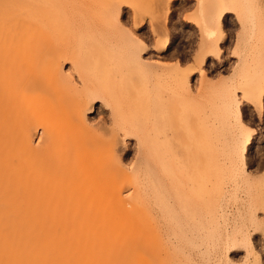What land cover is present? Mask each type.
<instances>
[{
  "label": "rangeland",
  "instance_id": "rangeland-1",
  "mask_svg": "<svg viewBox=\"0 0 264 264\" xmlns=\"http://www.w3.org/2000/svg\"><path fill=\"white\" fill-rule=\"evenodd\" d=\"M57 2L61 3L60 7L64 9L63 14L67 17L61 16L60 20L55 17V21L61 24L54 27V32L57 33L54 34L56 44L53 43V49L46 43L43 44L47 46L44 47L45 50H51H49L51 55L45 51L49 57L45 56L31 69L27 65H19L12 66L10 71L19 69L22 73L20 76L24 74L28 76L32 69L33 72L38 70L43 72L50 67L52 61H59L60 73L65 80L67 79V84L75 88L76 94H71L74 101L76 98L80 99L86 91L84 89L87 87L79 75L83 74L85 75L83 77L90 81V88L106 96L117 95L118 90L123 91L124 88L131 86L128 92L127 89L124 91L129 94L126 95L128 98L126 99L131 103V112L128 113L130 115L124 114L128 112L127 108L112 110L106 99L88 101L84 106V119L92 130L90 131L92 133L88 134L72 131V118L68 115L71 101L69 98L66 100L62 98L60 90L53 86L27 88L25 89L27 92L25 90L21 92L22 96L18 94L19 98H22L21 103H18V97L16 102L14 97L17 95H14V101L8 100L3 104L0 129H6L7 115L21 114L20 118L24 125L32 129L33 147L38 153L26 148L4 149L0 151V157L5 160L11 157L10 154L19 155L25 163L34 167L37 175L45 173L59 176L69 167V180L63 185L64 197L60 195L57 197L67 200V210L60 211V206H55L51 212L54 215L61 213L71 217L74 214L77 219L70 222L71 228H75L80 220L86 219L84 225L70 235L63 234V223L50 229L47 226L40 229L38 223L36 239L54 230L63 242L70 243L83 239L85 261L83 259L77 264L114 262L123 264L119 258H124L130 253L131 264H256L259 259L264 262V242L249 234L243 238L247 248L227 251L223 245L225 241L223 244H220L219 240V243H216L223 228L220 230L213 224L218 217H224L227 213H237L238 203L246 198L260 204L256 205L258 210L256 214L264 221V108L260 112L259 98L252 94L254 89L256 90L257 85L254 83L258 77V65L255 62L258 58L261 59L259 51L262 50L264 43V0H57ZM114 5L118 8L121 6V10L117 12L116 18H111L108 9ZM223 5L224 9L227 7L226 11L228 7L232 9L229 8L228 11L231 14H217L220 17H216L217 20L220 19L218 21L227 33L226 41L222 45L214 46V51L211 49L212 52L208 53L207 48L206 50L203 48L206 39L204 25L218 30V26H214L218 22L213 20L215 16L213 13L215 9H223ZM67 9H71L70 12ZM215 12L220 13V10ZM71 13L74 17L70 16ZM79 17L81 18L79 23L72 20ZM166 42L169 47L161 52ZM136 44L141 46L137 49ZM1 54L2 52L0 64ZM176 67L180 73L185 72L184 76L189 79H178L180 77H177L173 70ZM15 74L12 73L13 76ZM1 83L0 87L3 89ZM234 99L240 101L239 107L235 105L239 102ZM261 100H264V93ZM155 102L158 106H155L157 105ZM161 102L163 109L159 106ZM262 105L264 107V101ZM118 123L123 124L124 128ZM152 123L154 124L151 129ZM242 123L252 132L251 141L246 146L239 144L243 133L241 127L245 126ZM129 126L130 128H127ZM129 130L131 133L127 132ZM154 133L165 141L168 138L172 145L171 153L175 155L179 150L178 154H181L178 158L181 161L178 159L177 161L180 165L182 163L183 173L180 172L179 180L184 183H180L178 188L183 184L185 186H182L183 193L181 192L179 199L176 193H180V189L174 187L176 193L172 191L176 195L172 194V200L176 198L178 202L180 201L178 209L183 212L179 210V214L182 212L185 215V210L189 212L185 211L187 219L180 215L182 217L180 220L184 222L179 223L180 226L175 225L173 229L177 241L173 239L175 234H171L173 241H170L169 238L151 229L144 217L147 214L145 210L147 204L137 202L139 199L133 198L136 188L145 187L147 184L144 173L136 180V184L117 185L111 180L120 178L122 170L131 173L137 168L140 159L146 156L139 136L143 138L153 135L151 137L153 138ZM162 141L164 142L163 139ZM174 159L172 158V162ZM101 177L105 179L99 181L101 183H86L91 178ZM192 182L194 185L196 183L197 187L189 193L188 189L194 188ZM186 190L189 191V195ZM49 195L39 196L40 209H45V203L53 198ZM119 197L124 199V204L118 201ZM181 199L188 203L193 199V204L190 202L192 206L188 203L186 204L190 206L183 204L185 202ZM221 200H224L222 205ZM24 204L23 213L32 214L29 204ZM226 204L228 208L224 210L223 205ZM134 207L137 209V222L143 226L142 230L139 233L131 230L125 240H119L116 232L120 229L116 228V232L111 229L114 226H108L107 229L110 222L106 221V218L112 217L113 212L116 216L122 214L121 210L124 213L128 211L127 213L131 215ZM245 209L247 210H242L243 218L250 214L249 207ZM40 213L42 210L34 212L39 216ZM91 217L96 220L89 224ZM229 225L231 226H227L228 230L233 229L234 224ZM20 227L23 228V225ZM189 229H194L195 233H191ZM110 231L113 233L109 235ZM260 232L259 230L256 233L259 235ZM114 233L115 240L113 238L111 240L110 237ZM176 244L179 248L185 247L179 249L181 252L171 258L157 257V253H153L156 250H165L167 246L176 247ZM186 246L189 247L187 251ZM128 247L130 249L127 251ZM119 255L121 257L118 258ZM111 256L116 259L110 258ZM62 257L63 254L55 257L53 264H58ZM118 261L120 262L117 263Z\"/></svg>",
  "mask_w": 264,
  "mask_h": 264
},
{
  "label": "bare ground",
  "instance_id": "bare-ground-1",
  "mask_svg": "<svg viewBox=\"0 0 264 264\" xmlns=\"http://www.w3.org/2000/svg\"><path fill=\"white\" fill-rule=\"evenodd\" d=\"M54 1H55V3H54ZM225 5L228 6V4H225ZM60 6H61V3L57 2V0H0V45L2 44L0 46L2 48V49L0 48L1 49L0 53L2 52V54H1L2 62L0 64V82L3 83V89H2V87H0V89H1L0 90V117L3 114L2 112H4V110H3L4 105L3 104L8 100L14 101V99H13L14 95H17L16 97H14L16 102H17L18 101L17 97L19 98L20 96H22L20 94L22 91L24 92L25 89H27V88L30 89L31 87L37 88V87H40L42 85H49V86H53V87L57 88L58 90H60V92H61L60 96L62 98H64L65 100H66V98H69V100L71 101V104H69L70 102L67 104L70 105L68 108V110H69L68 115H70V117L72 118L71 119V124L73 127L72 131L77 132V133L87 132L89 134L90 131H92V130H91V127H89L88 123L86 122L87 120L84 119V111H85L84 106H85V104L87 105V102L92 100V99H104V100L106 99L107 102L110 104L109 106L112 108V110L115 111V109H118V110L121 109L122 110V108H124V109L127 108L126 110L128 112L124 113L126 111L125 110L122 113L128 114L129 112H131V106H130L131 103H129V101L127 100L128 98L126 95L128 93H126V92H128V90H130L131 86H129L130 88L129 87L124 88L123 91H121L122 89L120 91L118 90L117 95H111V96L108 95L109 96L108 97V96H106L102 93H98L94 89L90 88L91 87L89 85L90 81L87 78L83 77L85 75L79 74L80 79H82L81 81H83L84 86H86L87 88L84 89V91L85 90L86 91L84 92L83 96L80 97V99L76 98L74 101L73 96H71V94H74V93L76 94L75 88H73L71 85L67 84V79L65 80V77L60 73L59 61H52L50 64V67L48 69H46V71H43V72H38L39 70L37 72H35V71L33 72V69H32L29 71L28 76H25V74L23 76H20L21 72L19 69L15 70L14 72L10 71V68L12 66H18L19 67V65H27L31 69V67H34L35 65H37L36 63H38L40 60H43L45 58V56H47V53H45V51L50 53L51 50L50 49H49L50 51L48 49L45 50V48L49 45V46H51L50 48L53 49V46H52L53 43H54V45L56 44L55 43L56 36L54 37V34L57 32H54V27H56L55 25L59 24V21H55V20L56 19L60 20L59 17H61V16L67 17L65 14H63L64 9ZM222 8L223 9H221V8L218 9V10H220V13L215 12V11H218L216 9L214 10V13H213L215 15V16H213L214 17L213 20L218 22V23L215 22L217 24H214V26L215 25L218 26L217 31H216V29L213 30L212 28L206 26L207 24L204 25V27L206 28L204 30L206 36H204V37L206 39H204L205 40L203 42L204 44L203 43L202 44H203V46H204L203 48L205 50L207 48L206 52H208V53L212 52L211 49H213V51H214V49H215V48H213L214 46H217L220 44L222 45L223 42L226 41V37H227L226 34L227 33L224 30V27L218 21L220 19L217 20V18L220 17L217 14H220V15H222L224 13H225L224 15L231 14V13H228V11H229V8H230V10H232V9H231V7H228V11H226L227 7H226V9H224L225 8L224 5ZM119 9L121 10V6H120V8H118V6L116 7V5H114L112 8L108 9L109 10L108 15L111 16V18H116V15L118 14L117 12L120 11ZM69 10H71V9H69ZM74 10H76V9H74ZM72 11H73V9H72ZM76 13H74V14H76ZM70 16H72V13ZM55 17H56V19H55ZM72 17H74V16H72ZM70 18H69V20H70ZM80 19L81 18L79 17L78 19L73 18L72 20L79 23V22H81ZM205 19H207V17ZM205 19H203V20L207 21ZM63 21L65 22V20H63ZM66 21H67V18H66ZM59 25H57V26H59ZM57 29H55V30H57ZM202 32H203V28H202ZM86 33L87 32H85V34ZM217 33H219V34H217ZM216 37L218 39H216ZM53 40H54V42H53ZM61 40L63 41V38ZM132 41L135 42V40H132ZM56 42L58 44V41H56ZM136 42H137V40H136ZM162 42H164V41H162ZM45 43L47 44V46L43 45ZM167 43L168 42H166L163 45L161 52H164L168 49L169 45ZM60 44H61V42H60ZM135 46L138 49L139 46H141V44L140 45L136 44ZM262 47H263L262 50L260 49L261 51H259L261 59L258 58L257 60L259 62L257 60H256L257 62H255L258 65V67H257L258 77L256 79L257 80L256 83H254L255 85H257L256 90L253 88L254 93L252 92L253 95H255L259 98L260 112L264 108L262 105L264 100H261L263 93H264V43H263ZM54 49H55V47H54ZM52 51H54V50H52ZM134 52H136V51H134ZM137 52L139 53V51H137ZM52 54H53V52H52ZM261 54H263V56ZM50 55H51V53H50ZM47 57H49V56H47ZM173 70L177 74V77L178 76L180 77L178 79L186 78L184 76L185 72L183 73V71H181L182 73H180L178 67H176ZM12 73H16L15 74L16 76L15 75L13 76ZM27 73L28 72H26V74ZM116 74L118 75L119 73L117 72ZM21 75H22V73H21ZM182 75H183V77H182ZM203 77H205V75ZM186 79H189V78H186ZM2 83H1V85H2ZM184 83H186V82H184ZM125 89H127V91ZM1 91H2V93H1ZM124 91H126V92H124ZM25 92H27V90H25ZM156 92H157V90H156ZM189 93H191V92L189 91ZM23 96H25V95H23ZM58 97H59V95H58ZM178 97H179V95H178ZM257 97L256 98L254 97V98L257 99ZM110 98L113 99V101ZM21 99L22 98H19L18 103H21V101H22ZM234 101H237V100L234 99ZM237 103L238 104H235V105H237L239 107L240 101H237ZM150 104H151V102H150ZM160 104L161 105H159V106L162 108L163 107L162 102ZM22 105H23V103H22ZM154 105H153V107H154ZM25 106H26V109H28L26 104H25ZM155 106H158V104ZM160 107H159V109H161ZM29 108H31V106H29ZM154 110H156V108ZM116 112H117V110H116ZM128 115H130V114H128ZM20 116H21V114H16V116H12V114L6 116L7 119H6L5 125L7 124V127L5 130L0 129V151H3L4 149L15 150V149L26 148V149H29L30 151L38 153V150L33 147L32 133H31L32 129H31V127L28 128V126L24 125ZM124 116H126V115H124ZM160 117L161 116H159V118ZM114 122H116V121H114ZM120 123H118V124H120ZM153 124L154 123H152L151 129L153 128ZM242 124H244V123H242ZM120 125H122L124 128L123 124H120ZM156 125H157V123H156ZM244 125L245 126L241 127L242 128L241 130L243 131V133H241L242 139L240 138L242 141H241V143H239L242 146H246L247 144H249V142L251 141V138H252V134H251L252 132H250L247 128H245V127H247L246 124H244ZM127 128H130V126ZM161 130H163V129H161ZM127 132L131 133L130 130ZM147 133H148V131H147ZM152 136L143 137V138L141 135L139 136L140 137L139 142H140L141 146L143 147V150H144V153L146 156L144 155L145 157H143L142 160L140 159L139 165L137 166V168H135L131 173H127V172L122 170V174L120 173L121 176L118 175L120 178H114L111 180L113 181V183H116L117 185H121L124 183L131 185L132 183L134 184L136 182V180H138V178H140L144 173L146 175L147 184L145 187H141V186L137 187L135 190V194H133V198L139 199L137 202L140 201V202H145L147 204L148 207L146 206L147 209H145L147 214L144 217L147 219L149 227L151 229L153 228L160 235H163L164 237L169 238L170 241H173L171 239V237H172L171 234H175V237L173 236V239L176 238V233H174L173 229L176 226H178L179 223L181 224L182 222H184V221H181L182 219L180 220V218H182L180 215L182 214L183 211L181 209H178V204H180L179 203L180 201L178 202V199L181 197L180 196L181 192L183 193V191H181V190H183L182 186L183 187L185 186L183 184L181 187L178 188V186H180V183H184V182L180 181L181 179L179 180L180 172H181V174L183 173V171H182L183 169L181 167L182 163L180 165V162H179L181 160L178 159V158H180L181 154L180 153L178 154L179 150H177V149H176L177 151H176L175 155L173 153H171V152H173V150L171 148L172 145L170 144V141L168 140V138H166V141H165L164 138L159 136L161 138V139H159V137H157L154 133V137H155V143H154V137L151 138ZM172 138H175V137H172ZM162 139L164 140V142L162 141ZM158 141H161V142H158ZM166 142L170 145H168ZM159 144H160V146H157ZM175 144H177V143H175ZM162 146H163V148H162ZM164 146H167L168 148L164 147ZM67 147H68V149H71V147H69V146H67ZM165 148H167L168 152ZM176 148H178V147L176 146ZM50 150H51V148L48 151H50ZM163 150H165V151L163 152ZM10 155H11V157L9 159H5V160L0 157V264H53V259L55 257H57L59 254H63V257L61 259H59L58 264H77V262H79L83 259L85 261V249L82 250L83 249V239L82 240L78 239V241L73 240L70 243L69 242L67 243L65 241L63 242V240L55 232V230L49 232L48 234H44L38 240L36 239V234L38 232V229H37L38 223H40V229H42L44 226H47V228L50 229V228H53L55 225H58L59 223H63L62 229H63V234H65V235H67V234L70 235L71 233H74L77 229H80L85 223L86 219L85 220L82 219L78 222V224L76 226H74L75 228H71L70 222L74 219H77V217L74 214L71 217L68 214H61L60 213V214L54 215L51 212L52 208L54 209L55 206H58V207L60 206V211L67 210V206H68L67 200L65 198H57V197H58V195H60L61 197L62 196L64 197V195L62 194L63 189H64L63 185L66 184V182L69 180V176H70V170L69 169L70 168L68 167V169L64 170L63 174L59 175V176H58V174L57 175H53V174L47 175L45 173L44 174L39 173L37 175L36 174L37 172L34 170V167L31 164L29 165V163H25L20 158L19 155H13V154H10ZM178 155H179V157H178ZM31 156H32V154H31ZM172 158L176 159V160L174 159L175 162L174 161L172 162ZM177 159L179 161H177ZM262 162H260V163H262ZM179 165H180V167H179ZM101 180H105V179L102 177L101 178H91V179L87 180L86 183L87 184L88 183L89 184H98V183H101V182H99ZM176 180H178V181H176ZM193 183L194 182H192V184ZM83 184H85V183H83ZM185 184L187 185V183H185ZM174 187L175 188L177 187V189H180L179 190L180 193H178V192L176 193L175 192L176 189ZM186 187H185V189H186ZM193 187L194 188H192V187L189 189L187 188L190 192L188 190H186V192L192 193L193 189L196 190V187H197L196 183ZM172 190H174V192L178 195V199L175 198L174 200H172V194H175ZM189 193H188V195H189ZM40 195L53 196V198L51 200H49L47 203H45L46 204L45 209L39 208L40 204H39L38 198ZM118 196H119V194H118ZM187 198H189V197H187ZM131 199H132V196H131ZM175 200H177V201L175 202ZM181 200L183 202H185L184 199H181ZM189 200H190V198H189ZM192 200L193 199H191L190 202H192V204H193ZM118 201H121V203L124 204L123 203L124 199H122L121 197L118 198ZM215 201H218V200H215ZM190 202L188 203L186 201L183 204H186V203L190 204ZM24 203L29 204L31 211H33L32 214H24L23 213V211H24L23 206L25 205ZM222 203H224V200L221 202V204L220 203L219 204L222 205ZM225 203H227V202H225ZM28 204H26V205H28ZM140 204H142V203H140ZM216 204H218V202ZM258 204L259 203H255L254 200H251L248 198H246V200L242 199V201H240L238 203V207L236 208L237 213H233V212L227 213V215H225L224 217H218L213 222V224L215 225L216 228H218L220 230H221V228H223V230H221V232H220L221 234L218 232V234H220V237L218 236L219 239H216L217 240L216 243L217 244L219 243L218 240L220 241V244H223L226 242L225 244H223V245H225V247L223 246L225 248V250L231 251V250L235 249V250L239 251L238 249L247 248V246L244 244L245 239H243L245 235L246 236L249 234L254 235L256 238H258V240L260 242H264V221L261 220L260 216H258L256 214V213H258L257 206H256ZM181 205H182V202H181ZM190 205H187V206H190ZM143 206H145V204ZM180 207H183V206H180ZM247 207H249V209H250V212H249L250 214L247 213V214H249V216L243 218L244 216L243 217L241 216L242 212L244 210H247V209H245ZM223 208H224V210H226L228 208V205L227 204H226V206L223 205ZM186 209H189V208H186ZM219 209H221V207ZM249 209H248V211H249ZM39 210H42V213H40L41 214L40 216L37 214H34V212L39 211ZM179 210L182 211L181 214H179V212H180ZM191 210H192V208H191ZM124 211H125V209H124ZM136 211H137V209L134 207V209L131 210V215H130V213H127L128 211H126L124 213L121 210L122 214L119 215L117 213L118 214L117 216L115 215L116 213L113 212V216L110 215L112 217H107L108 220L105 216L106 221L110 222V224H108L107 227L108 226L109 227L114 226V228H111V229H114L113 232H116V228L120 229V231H118L119 234H118V232H116L118 235L117 238H119V240L120 239L125 240V238L128 237V233L130 234L131 230L134 231L135 233L141 232V230H142L141 228L143 226L140 224V222L139 223L137 222L138 217L136 216L137 215ZM185 211L189 212L188 210H185ZM185 211H184V213H186L185 215H187V212H185ZM238 213L240 215H238ZM182 215L187 219V216H185L184 214H182ZM99 219H100V217H99ZM94 220H96V219L91 217L89 224L93 223ZM178 220H179V222H178ZM100 221H102V219ZM106 221H105V223H106ZM87 222H89V221L87 220ZM109 222H107V223H109ZM229 223L234 224L232 226L233 229L229 228L230 230H228V227L231 226V225H229ZM100 224H101V222H100ZM100 224H98V225L101 226ZM20 225H23V228H21ZM91 227H92V225H91ZM107 227L105 226V228H107ZM109 227L107 229H109ZM101 228H103V226H101ZM216 228H215V230H216ZM189 230H190V232L192 231L191 233H195V232H193L194 229H192V230L189 229ZM259 230L261 232L258 235L256 232ZM111 231L109 232V235H110V233H113ZM185 232L187 234V231H185ZM190 232L188 234H190ZM112 235H111V237L109 236L110 239L115 238V233ZM109 237H108V239H109ZM23 238H26L27 240H24ZM175 240L177 241V239H175ZM178 242L180 243V241H178ZM178 242H176V243H178ZM172 245H175V244H172ZM171 246H169V247L167 246V249H165V250H158V251L154 250L155 252H153V253H157V257H163L164 256L165 258H171L173 255L179 254L181 252V250L184 249V247H185L184 246L181 248V246H180V248H179V246H177V244H176V247H178V248H176L175 246H172V247ZM263 246H264V243H263ZM217 247H220V246L217 245ZM188 248L189 247L185 248V251H187ZM129 249L130 248L128 247L127 251ZM179 249H181V250H179ZM198 249H199V247L197 248V250ZM235 253H236V251L233 252V254H235ZM209 254L210 253H208V255ZM116 255H118V254H116ZM205 255H207V254H205ZM113 256H114V254H113ZM113 256H111L110 258H114ZM122 256H124V255H122ZM119 257H121V256L119 255L118 258ZM114 259H116V258H114ZM120 259L122 260L123 264H131V253H130V255H125L124 258L123 257L119 258V260ZM132 259H134V258L132 257ZM120 261H118L117 263H119ZM134 261H135V259H134ZM134 261H132V262H134ZM114 263H116V262H114ZM114 263H112V264H114ZM256 264H264V262L261 261V259H259V260H257Z\"/></svg>",
  "mask_w": 264,
  "mask_h": 264
}]
</instances>
